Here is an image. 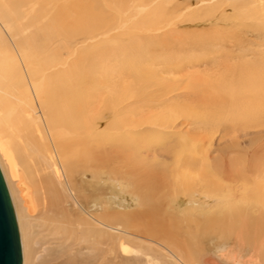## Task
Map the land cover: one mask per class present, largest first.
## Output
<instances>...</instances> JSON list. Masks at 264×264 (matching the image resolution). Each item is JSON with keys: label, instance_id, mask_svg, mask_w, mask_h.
<instances>
[{"label": "bare ground", "instance_id": "6f19581e", "mask_svg": "<svg viewBox=\"0 0 264 264\" xmlns=\"http://www.w3.org/2000/svg\"><path fill=\"white\" fill-rule=\"evenodd\" d=\"M54 1L0 0V170L22 264L27 233L35 227L64 247L65 264H196L191 246L179 242V232L190 236L191 229L218 234V247L227 252L226 259L204 254L201 264H264V164L237 175L226 165L217 169L207 149L199 150L203 136L182 143L171 165L149 164L143 150L159 145L172 118L134 121L138 103L149 100L147 87L162 89L132 51L137 37L123 46L117 32L123 24L114 28L85 0ZM195 3L198 18L223 8L214 0ZM98 4L119 17L129 12L122 0ZM145 7L136 3L127 16L139 18L138 25L150 22L151 31L172 27L191 10ZM116 44L125 49L114 51ZM258 69L254 64L257 75ZM246 93L240 95L249 102L248 95L258 97L260 90ZM239 103L228 108L237 117L249 108L240 112ZM175 196L185 207H177Z\"/></svg>", "mask_w": 264, "mask_h": 264}, {"label": "rangeland", "instance_id": "374dc122", "mask_svg": "<svg viewBox=\"0 0 264 264\" xmlns=\"http://www.w3.org/2000/svg\"><path fill=\"white\" fill-rule=\"evenodd\" d=\"M64 1L69 2H54L64 4ZM85 1L94 15L110 21L113 26L124 25L117 31L122 34L123 46L131 45L133 41L130 38L137 37L135 47L131 46L132 51L141 55V65L144 66L141 67H147L146 70L153 73L161 85L162 89L157 87L158 84L147 87L149 100L144 106L138 103L137 106L142 109L137 110L141 113L134 120L141 122L161 115L172 118V127L164 129L159 145L143 150L149 164L157 167L171 165L184 143H189L192 138L201 139L202 136L205 138L199 140V150L207 149L205 153L217 169L226 165L237 175L245 169L243 167L247 168L250 164H264V62L261 58L264 56V0H214L223 8L218 9L212 18L195 16L194 10L198 7L196 0H134L132 4V0H122L123 8L126 11L128 6L129 12L121 17L107 7L100 11L98 0ZM136 3L146 5L145 9L166 5L178 10L190 6L191 10H185L184 15L172 23V27L165 26L162 27L163 30L161 28L151 31L148 29L150 22L138 25L139 18L130 19ZM112 47L114 51L122 48L121 44ZM126 64L124 68L127 67ZM254 64H260L262 69H258V75L252 71ZM256 88H259L260 94L258 97L254 94L248 95L249 102L243 98L245 96L240 95L241 92L247 95L246 92ZM167 89L169 94L166 93ZM102 96V99L108 97L107 93ZM168 96L173 97L171 101L165 99ZM234 101L241 102L240 112H243V108L248 104V111L244 115L241 114L242 116L233 115L228 108ZM186 110L192 114H186ZM232 186L236 188L237 185ZM180 199L177 207L182 209L185 203ZM209 201L213 206L214 199ZM32 224L37 222L33 221ZM33 229L27 233L29 242L25 249L24 264H65L64 256H61L67 255L64 247L38 227ZM189 232L191 237L180 231L179 242L183 246H191L193 257L197 259L196 264H201L202 257L209 253L227 258V252L218 247V243L222 242L218 234L197 229H191ZM231 246L229 242L228 252L232 249ZM248 257L246 255L245 259ZM167 259L166 257L164 261ZM123 262L117 259L116 264H136L135 261Z\"/></svg>", "mask_w": 264, "mask_h": 264}, {"label": "water", "instance_id": "95a60500", "mask_svg": "<svg viewBox=\"0 0 264 264\" xmlns=\"http://www.w3.org/2000/svg\"><path fill=\"white\" fill-rule=\"evenodd\" d=\"M0 264H22L20 236L11 198L0 170Z\"/></svg>", "mask_w": 264, "mask_h": 264}]
</instances>
